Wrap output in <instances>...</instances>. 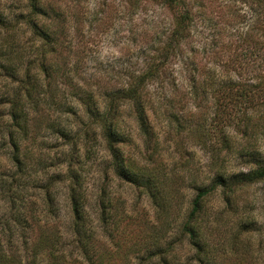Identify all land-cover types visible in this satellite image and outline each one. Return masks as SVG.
Wrapping results in <instances>:
<instances>
[{"label": "trees", "instance_id": "obj_1", "mask_svg": "<svg viewBox=\"0 0 264 264\" xmlns=\"http://www.w3.org/2000/svg\"><path fill=\"white\" fill-rule=\"evenodd\" d=\"M141 1L129 0V6L137 10ZM155 1L170 8H184L174 17L171 28L156 38L152 52H141L142 68L126 69L124 80L119 84L106 82L102 86L86 80L82 84L72 83L64 73L65 56L57 51L58 34L63 30L58 27L60 18L51 4L24 0V11L6 15L0 10V78L9 80L0 84V159L4 157L6 163L3 166L0 161V264H112L106 257L108 251L99 253L96 246L100 241L113 242L114 233L119 234L111 227L115 216L113 207L105 198L104 189L98 202H89L78 173L81 162H76L78 152L88 154L93 145L105 152L112 176L144 189L159 209L160 217L167 213L168 202L157 189L174 181V171H166L156 163L155 154L160 148L150 114L173 117L171 102L175 95L172 94L179 88L168 81L173 93L165 95L163 76H169L166 69L175 59L183 66H195L193 54L197 43L192 33L193 14L185 8L184 1ZM249 9L252 12L249 21L243 22L228 37L235 36L234 43L213 36L202 46L203 53L210 56L211 65L219 63L225 74L215 73L211 66L205 72L196 66L192 71L197 77L192 75L187 85L193 100L205 98L211 91L215 112L224 116L218 117L216 124L220 126L217 132L220 144L226 151L230 150L226 127L240 132L247 145L238 157L249 169L233 173L219 165L199 182L189 173L195 195L176 240L163 245L154 240L134 255L136 264H236L241 261L236 256L240 246L235 235L248 236L251 226L242 223L238 232L225 231L221 235L218 227L221 216L215 214L208 218L204 202L219 192L222 203L230 208L232 194L237 189L264 181V155L257 146V133L264 129V0H250ZM185 46L189 54L184 59ZM231 47L234 53L222 62L220 52H229ZM229 74L235 75V79ZM59 79L75 92L80 114L70 102L55 100L53 87ZM151 84L160 90L153 92ZM44 99L46 107L41 110ZM47 104H52L60 113H50ZM175 123L178 134L185 130L186 126L178 120ZM195 127L197 132L200 124L195 123ZM133 131L144 151L139 157L123 150V146L133 141ZM45 134L62 141L60 150L65 171L58 181L67 182V239L59 229L61 214L49 190L54 183L52 176L45 175L47 167L41 151ZM214 148L208 150H221ZM75 164L77 169L73 167ZM36 205H40L38 210ZM92 205L96 206L95 210ZM174 243L186 250L183 260L176 259Z\"/></svg>", "mask_w": 264, "mask_h": 264}, {"label": "rangeland", "instance_id": "obj_2", "mask_svg": "<svg viewBox=\"0 0 264 264\" xmlns=\"http://www.w3.org/2000/svg\"><path fill=\"white\" fill-rule=\"evenodd\" d=\"M43 1L45 4H51L60 18L57 24L63 31L62 34H58L57 51L60 50L65 56L64 73L68 74L72 83L82 84V81L86 80L90 84L98 83L100 86L106 82L119 84L124 80L126 69L142 68L141 52L145 51L149 54L152 52L156 46V38L171 28L174 17L184 8H170L155 0L141 1L137 10L129 6V0ZM183 1L185 8L191 11L194 18L195 28L192 33L193 40L197 43V51L193 54L195 66H183L178 59L171 62L166 69V73L170 72L169 76H163L162 84H164L165 95L173 93V87L171 88L168 81H173L179 88L178 92L175 90L172 94L175 95L171 102L173 117L165 118V115L161 116L160 113L154 117L150 114V121L157 134L158 148H160L155 154L156 163L166 171H174L172 177L174 181L157 189L158 194L160 193L168 202L165 216L160 217L159 209L148 198L144 189L112 176L107 165L108 157L100 146L93 145L92 151L90 150L88 154L78 152L76 162H81L78 173L83 179L82 188L86 191L89 202L92 204L98 202L100 191L104 189L105 198L113 207L111 211L115 216L111 227L119 234L114 233L116 236L113 242L100 241L96 246L99 253L108 251L106 257L112 264H136L134 255L141 252L145 246H150L154 240L162 245L167 241L176 240L180 224L195 195L189 173L193 174L195 180L199 182L219 165L224 166L226 172L233 173L249 169V166L244 165L238 157L242 148L247 145L246 139L240 137V132L233 127H226L225 134L230 150L226 151L220 144L218 139L220 137L217 135L220 126L216 124L219 121L218 117L224 116L219 111L215 112V103L210 96L211 91L209 90L205 98L193 100L192 91L187 85L192 75L197 77L196 72L192 71L196 70V66H198L197 70L203 72L211 66L215 73H224L219 63L211 65L210 56L203 53L202 46L207 45L213 36H220L225 42L230 39L234 43L236 37H228L234 34L237 28H241L243 22L249 21L252 14L249 9L250 0ZM23 5L24 0H0V10L6 15L24 11ZM233 47L229 52H220L219 58L222 62L234 53ZM188 54L189 51L185 46L183 58L185 59ZM230 77L235 79V75ZM8 81V79L0 78V84ZM62 82L65 81L57 80L53 87L55 100L70 102L75 112L80 114L81 106L75 92L65 87ZM151 85L153 92L160 90L157 85ZM43 101L41 110L47 103L45 99ZM48 106H50V113H60L52 104ZM175 120L186 126L185 130L179 134L175 130ZM195 123L200 124L197 132H194ZM195 136L197 138L192 139ZM131 137L133 141L123 146V150L132 157H139V154H143L144 151L136 131L131 133ZM257 137V146L264 155V129L257 133ZM42 139L44 140L41 150L42 159L47 167L45 175L52 176L54 183L49 190L54 195L55 206L61 214L59 229L63 237L67 239L68 233L65 232L69 220L68 203L65 197L67 182L58 181L65 171L60 150L63 147L62 141L48 134H45ZM211 148L221 150L211 152L208 150ZM3 160L5 158L1 157L0 161L4 166L6 163ZM73 167L77 169V164ZM175 177L178 180H175ZM162 196L159 197L163 198ZM231 198L232 206L227 208L222 203L219 192H216L206 198L204 212L208 218H212L215 214L221 216L218 225L222 231L221 235L225 231L238 232L242 223H249L251 228L248 236L241 233L235 235L240 246L236 256L241 259L236 264H264V181L240 187ZM34 207L38 210L40 205ZM92 207L96 208L94 205ZM207 217L204 216L205 219ZM174 248L177 252L176 259L183 260L187 255L186 250L175 243Z\"/></svg>", "mask_w": 264, "mask_h": 264}]
</instances>
